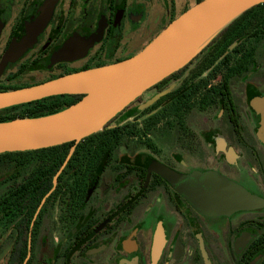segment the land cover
Listing matches in <instances>:
<instances>
[{
    "label": "flooded vegetation",
    "instance_id": "obj_1",
    "mask_svg": "<svg viewBox=\"0 0 264 264\" xmlns=\"http://www.w3.org/2000/svg\"><path fill=\"white\" fill-rule=\"evenodd\" d=\"M197 1L0 0V91L128 58ZM223 37L81 139L92 145L51 146L52 172L0 167V264H264V17ZM216 180L256 203L190 198Z\"/></svg>",
    "mask_w": 264,
    "mask_h": 264
},
{
    "label": "water",
    "instance_id": "obj_2",
    "mask_svg": "<svg viewBox=\"0 0 264 264\" xmlns=\"http://www.w3.org/2000/svg\"><path fill=\"white\" fill-rule=\"evenodd\" d=\"M264 0H199L189 6L134 55L123 60L51 78L40 83L0 91V109L59 94H81L74 103L53 113L0 121V153L35 150L73 141L77 143L102 128L122 108L151 85L186 64L226 25ZM40 19L29 29L30 44L44 24ZM101 29L88 41L97 40ZM15 45L3 58L15 52ZM160 94L154 97H159ZM145 105V104H144ZM142 105V106H144ZM252 106L260 112V138L264 142V98ZM74 148L71 146L56 177ZM190 198L212 211L251 208L256 200L225 181L216 180L211 190H195Z\"/></svg>",
    "mask_w": 264,
    "mask_h": 264
},
{
    "label": "trees",
    "instance_id": "obj_3",
    "mask_svg": "<svg viewBox=\"0 0 264 264\" xmlns=\"http://www.w3.org/2000/svg\"><path fill=\"white\" fill-rule=\"evenodd\" d=\"M254 17H257V18L264 17V2L250 7L249 9L245 10L240 15H238L236 18H234L228 25H226L218 33L224 36L219 41L225 40V36L230 32V26H233L239 23V20L241 19H249V18H254ZM81 96L82 95H78V94L53 95V96L44 97L38 100H33V101L26 102V103H21V104L9 106V107L1 108L0 109V121H8V120H12L14 118H19V117H36V116L53 113L76 102ZM104 129L105 127L97 131V133H93L85 137L84 139L98 138L101 136L99 132ZM69 144L70 143H64L62 145L68 146ZM78 145H92V143H88L87 141L81 140V143H79ZM51 153L52 152L50 151V147L40 148V149H35V150H27V151L3 152V153H0V167L6 164L9 165V164H13L16 162H27V163H35V164L38 163L39 169L48 170L52 172V169L49 166V164L52 163V160L50 158ZM21 155L28 156V157L21 158L19 157ZM49 178L50 177L48 176L46 177L47 187L50 183Z\"/></svg>",
    "mask_w": 264,
    "mask_h": 264
},
{
    "label": "rangeland",
    "instance_id": "obj_4",
    "mask_svg": "<svg viewBox=\"0 0 264 264\" xmlns=\"http://www.w3.org/2000/svg\"><path fill=\"white\" fill-rule=\"evenodd\" d=\"M159 31H157V33H158Z\"/></svg>",
    "mask_w": 264,
    "mask_h": 264
}]
</instances>
